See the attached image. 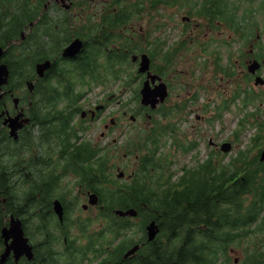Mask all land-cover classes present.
<instances>
[{
  "label": "flooded vegetation",
  "instance_id": "flooded-vegetation-1",
  "mask_svg": "<svg viewBox=\"0 0 264 264\" xmlns=\"http://www.w3.org/2000/svg\"><path fill=\"white\" fill-rule=\"evenodd\" d=\"M64 1L65 3L69 4L68 7L64 5L62 0H54L50 3L54 21L52 22V37H49L48 35V40L52 43L53 47L51 48V51L53 53H51L49 56L53 57L44 58L38 61L43 62L46 59L51 60L50 67L47 68L43 73V76L39 77L37 80L41 81V89L54 83L53 80L49 79L50 77H54L57 80V86L60 89H63L62 87L64 83L58 80L61 76H63L64 73L61 70V65L55 59L54 52L57 50L55 48L56 42H59V45L61 47L59 53H61L63 48L75 38H79L83 42L81 50L76 56L72 58L60 57V61L64 62H73L82 58L90 59L91 56L96 57V59L100 61H105L108 57L115 54L110 51V48L103 46L101 42L107 39L106 35L109 32V26H115L121 23V20L117 19V17H119L118 9L116 10L118 5H114L111 12H109L108 9L110 8V3L112 0H104V2L100 6L90 3L89 6L93 9L90 13H88V11L85 10V7L82 4L86 0H83L82 3L80 2V0ZM87 1L93 2L94 0ZM246 1L247 4L245 8L241 13H238L239 17H237L236 7L228 0H143L142 3L138 5L141 10L144 9L145 2L148 3L149 10H159L167 6H173L175 9H181L183 5L191 2L192 8L190 9L189 7H187L188 14L182 15V18H186L185 22L190 23L189 19L193 18L191 15L195 13L198 17H202L203 15L205 16V19H197L194 22L195 27H198L201 23L200 21H203L208 30L211 29L213 30V32H217L220 30L223 24L233 25V33H239V28L243 31V33H241L240 35L235 36V38L241 40V43L237 48L238 54H241L244 43L247 47L245 53H243V55L240 57L238 64L236 63L235 59L232 58V55H229V63L224 65L220 60L219 53L216 48H211L209 51L210 56L206 57L202 54V52H199V49H202V46H200L199 48L195 47L194 50H192L191 48L188 50V45L182 43L183 39L180 40V44L166 46L167 41H164V35L160 32L161 25L157 27V30L159 32L158 35H155V33L153 32L156 27H154L153 30H151L150 28V31H148V33L147 31L143 32L144 41L142 39V46L139 47L135 53H132L137 55L140 53V51L148 50L151 59V63L149 66L151 73L148 76L149 80H151V76H154L153 80L150 81V87L153 88L160 81L169 83L166 78L165 72V70L169 66L164 64L159 59L161 53L160 49H163L168 57H170L174 53L176 58H180L183 60L187 56V51H189L191 55L194 56L191 64L199 67L201 72L206 71L209 68L213 70L212 82H216L222 79L226 81L232 79L234 93H231L230 95L228 94L227 97L225 96V98H232L233 102L236 100L237 94L241 95V101L243 103L246 102L247 96L239 92H241V90L244 92L246 90H255L254 83L257 77L258 81H260L257 83V86L261 89H264V0ZM233 2L236 3V0H233ZM228 5L230 6L226 7ZM109 17H111V19H109ZM236 18H241L238 23L236 22ZM149 20L151 21V18H149ZM47 25V22L43 23L40 30V33L42 35L50 33L49 31L45 30V27ZM156 25L159 24L157 23ZM120 32L124 33V35H129L130 32L134 34L135 29L132 28V30H130L129 28L125 27ZM183 33L185 34V39L189 37L191 30L184 29ZM21 34L23 35V31H21ZM66 34H70L71 36L67 42ZM212 40L213 39H211V41ZM215 42L216 40L212 41V44H215ZM223 43L225 44L226 42L223 41ZM90 44L94 46V52H91V49L89 47ZM207 44L208 43L205 42L203 43V46H206ZM96 50H98V52ZM195 50L197 51V53L193 52ZM226 53L229 54V51L227 50ZM8 54L9 53H7V55ZM136 63L137 61H135L133 65H136ZM98 65L100 66V72H102L103 69H105L104 66L99 63ZM238 66H240L239 70L241 71L239 75L240 78H237L234 74ZM130 70H136V68L125 69L126 72ZM75 71L77 73L73 77H71L70 80H68L65 88L63 89L66 90L71 87L74 90H77V92H81L78 99L73 102H71L70 99L50 101L39 100L36 102L35 106H32L31 102L25 103L21 100H17L16 102H14V100L10 99L9 96H7V93H9V91L6 89L3 90V93L0 95V98L4 97L2 106L0 108V138L3 140V144L6 145L7 140H20V148L23 152L25 147H27V144L25 143V137H27L29 131H31L32 128H36L38 130L37 134L39 137H43L46 135L51 138L53 134L43 133V124L48 125L50 124V122L57 124L58 120L54 119L52 115H49L47 118H45L46 112H49L50 110L42 109L43 105L52 107V111L57 113L64 105L68 103L71 104L69 108L66 107L67 109L63 111L64 117H69V129L73 132L75 137H77V144H80V148L83 150H85L89 146L87 140H90L89 137L91 134H88V132L97 124H101L102 128L106 129V132H112L117 129V127L121 123H123L124 119L130 120V124L134 125L136 123V120L140 118L143 119L145 123H148V126L146 125L141 127V131L143 130L142 132H148V137L153 134V131L155 132L154 134H161L160 130H162V128H164V133H169L171 130L175 132L176 128L179 126L175 123L171 124V122L168 120L172 114H169L167 117H165L161 113H157L158 109L165 106L167 98L164 100V102H159L155 109L151 108L150 106H145L141 103L139 89L146 78V72H138L137 77L132 84L122 83L124 88L120 89L118 95L114 93L106 94L104 91L97 92V100L95 102L89 103V97L93 91L94 86L99 85L100 88H103L107 85L108 81L111 80V82H113L115 79L102 76L99 78H95L100 80L104 79L103 81L99 82L101 84H92L93 82L91 81L95 79L90 77L91 70L89 68H78L75 69ZM94 72L99 71L96 70ZM80 75H82V77ZM218 75H220V77ZM174 86L176 88H173V86H171L170 88V97L173 95V91L176 92L180 89L182 84ZM203 88L208 89L207 87L201 86V89ZM175 95L177 96L178 94L175 93ZM225 98L224 96H219V100L221 102H225ZM196 99L197 94L192 93L189 101L192 104L193 102H196ZM20 103H24V105H21ZM108 109L109 111H107ZM21 112L24 113L23 117L29 118V121L24 122L23 126L17 130V139H13L10 136L9 121L5 122L4 120L9 116H15ZM172 117L176 119L174 115H172ZM162 124L163 127L161 126ZM172 125L176 126L173 127ZM133 130L134 128H131V126H129L126 131L122 130L119 132L118 138L124 136L127 131H130L132 133ZM105 131L102 132V135L105 133ZM141 131L137 130L138 135L141 133ZM130 135L127 139L128 142L126 146L122 147V149L124 150V158L127 157V155L133 149L137 150L138 147L137 140L134 138H130ZM205 135V145L208 146V150L206 152L205 159L201 162H207L206 165L209 166V162H212V164H214V162L218 161V156L220 155V139L218 138V136H216L215 133H212V126H206ZM200 139V136L197 137V139L192 138L193 141H190L189 143L196 147L197 145H200ZM113 141L115 142L116 139H113ZM147 142L150 146H154L152 144V136L148 138ZM181 145L183 146L182 149L186 150L188 144L182 143ZM0 146L3 148L4 153L8 152V148H6L2 144ZM91 147L95 152V154L91 158H88L86 154L76 156V152H71L69 154L65 153L63 154V156H56L59 153L54 152V154L51 156V159L53 161L52 168L59 176L57 185L65 186L64 190L56 188V191H58L61 197L65 200V202H63L59 199L64 209V216L63 220L58 223L56 230L57 234L61 235V245L65 246L66 243H69L63 254L57 255V259L60 261L59 264H75V260H73L72 257L68 255L74 252L76 253V251L79 250H88L89 253H91L88 258H90V260L94 258L95 264L99 260L102 261L101 259H103V257L107 253V246L100 245L103 243V240L97 234L100 233V230L102 228L96 232V234L94 235L95 238H92V235L89 233L86 234L85 232L87 231L84 232L83 228L89 225L88 219L80 218L78 216H71L72 213L77 209L76 207H79L81 209L83 208V210L86 211L89 208L93 207L96 208L98 216L106 214L105 203L103 201L104 196L103 192L99 188V183L94 176H90L89 173H87V166L90 165L92 159L95 157L94 159L96 161V159L102 155L100 152L101 149L94 146L92 142ZM73 155L75 156L72 157ZM58 158L66 160L68 164L59 162V160H57ZM135 159L136 161L134 164L130 160L126 161L123 168L124 172L120 171L122 177L113 179L111 176H108L106 178L109 181V186L115 188V190H118V197L121 200L134 199L140 201L142 200V198H144V196H141L142 191L139 190L140 185H134L136 179L135 172L140 168L142 164V160L137 154L135 155ZM61 164H63L62 167L60 166ZM56 167H59V169H57ZM200 167L201 163L194 165L192 168H190L192 169V171L185 175L187 166L181 165V171L183 172L182 175L185 176V178L183 179L185 185L183 187L181 196L179 197L184 205V218L182 219L181 231L182 233H185L187 235L194 234V237L197 235V241H193V239L188 238L184 239L182 237V244L184 247H192L197 251L216 252L214 254V257L217 260V257H219V249L224 251L225 249L231 248V245L229 242H226L222 239V233L220 231L224 230L226 224L220 226L219 219L221 213L215 208L213 203L220 200L218 186L214 187L213 189L207 186V193H203L204 187H202V185L204 184V182L202 179L200 180L198 178V175L195 174V172L198 173L197 169L199 170ZM116 168L118 169V171L120 170L118 166ZM125 171H127V173H125ZM210 172L211 171L209 170L208 173ZM159 173V171H155L153 174L146 172L144 175H142V177H144L145 179L147 177H151V181H149V183L146 182V184H148L147 188L144 189L146 194L148 191H150L153 196H155V194L157 197L160 196L161 191L156 190L153 182H166L165 178H167L168 175H159ZM68 175L73 176V179L71 181L64 182L63 179ZM194 176H196L195 179ZM108 192V195H113V191L108 190ZM228 199H230V197H222V200ZM92 200L95 201L94 204L91 203ZM206 204H211V207H207L205 209ZM262 216L263 213H260L251 222H248L247 230L250 233H252L253 230H258L259 225L260 228H264V219L262 218ZM246 219H250V217H246ZM101 222L102 224H105L106 220L102 219ZM72 227L74 228L73 230ZM81 235L82 237L86 238L87 242L83 244V248L78 249L73 245H75L74 243L79 240V237ZM190 240H192L193 243L190 242ZM236 258L237 256L234 257L235 260L233 264H236ZM259 260L261 264H264L263 259L259 258ZM159 264L168 263L166 261H163Z\"/></svg>",
  "mask_w": 264,
  "mask_h": 264
},
{
  "label": "rangeland",
  "instance_id": "rangeland-1",
  "mask_svg": "<svg viewBox=\"0 0 264 264\" xmlns=\"http://www.w3.org/2000/svg\"><path fill=\"white\" fill-rule=\"evenodd\" d=\"M83 0H80L82 3ZM135 0H124V3L131 4ZM178 1V0H173ZM230 3L234 4L237 10V17L238 13H241L243 9L245 8L247 1L246 0H236V3L233 2V0H228ZM104 0H94L93 2H88L87 0L84 1L82 4L85 7V10L88 11V13L91 12L93 9L89 6V4L98 5L100 6ZM240 2V3H239ZM50 5V3H49ZM68 7V3H66ZM187 5V6H186ZM183 5L181 9H175L173 6H167L163 7L162 9H151L148 8V3L145 2L144 9H136V10H129L131 13L130 19L128 22V26L135 29V33L138 35H141V38L144 41V36H142L144 31H150L156 27V29L153 31L155 35H158L159 32L157 30V27L161 25L160 32L164 35V40H166V46L174 45V44H180V40H182L183 44L188 45V50L191 48L192 50L196 48H199L202 46V49H199V52H202V54L206 57L210 56V49L216 48L220 60L224 65L229 63V55H232V58L235 59L236 63L238 64L240 57L245 53L247 50L246 44L244 43L243 48L241 50V54H238L237 48L241 43L240 39H236L235 36L240 35L243 33L242 30H239V33H233V25L228 26V24H223L219 31L213 32V30H208L206 26L204 25L203 21H200V25L198 27H195V21L197 19H205V16L202 17L196 16L195 13H193L191 16L193 18L189 19L190 23L185 22L186 18H182V15L188 14V8H192L191 2L188 4ZM230 5L226 6L229 7ZM119 7H123V5L119 4V6L116 8V10ZM48 10V8H47ZM112 10V8H110ZM115 10V11H116ZM162 11V12H161ZM41 13V12H40ZM40 13L38 17L40 16ZM153 13V15H152ZM50 14H52V11H50ZM151 18V21L149 20ZM241 18H237L236 22L238 23ZM164 21V22H163ZM36 23V22H35ZM159 25H156V24ZM156 25V26H155ZM241 27V25H240ZM184 29L191 30V33L189 34V37L185 38V34L183 33ZM30 29L26 27L23 30V34L27 35L29 34ZM138 38V36H136ZM192 39V40H190ZM212 41H215V44H212ZM223 41L226 43L224 44ZM207 42L208 44L206 46H203V43ZM230 44V45H226ZM211 46V47H210ZM210 47V48H209ZM209 48V50H208ZM229 51V54L226 53V51ZM187 56L185 59L180 58H172L170 60L171 65L169 66V70L166 73V78L169 83L172 84L173 88H176L174 85L176 84H182L179 90L176 92L173 91V95L170 97V99H167L165 106L161 108V110H164L167 114H172L176 117L174 119L171 115V117L168 119L171 124L175 123L179 126L176 128L175 135L172 133H165L164 136L158 137L159 144H158V150L155 152V168L157 165H162L163 170L165 173L170 176V180L168 183L162 182V188L160 187V182H153L154 187L157 191H162L166 189V187L169 184L175 183L178 181L179 177L183 174L181 171V165H186L187 169L192 168L194 165H197L198 163H202L201 161L205 159L206 152L208 150V146L205 145V139H206V126H212V133H215L219 139L226 138L228 141H233V146L231 147V151L226 153V157L220 158V161L226 166L228 163V159H234L235 167L240 164L239 158L243 155L240 153L241 150H246L252 143V136L253 133V126L252 122H250L249 126H245L244 128L239 126V123L241 119L243 120L245 116H242L243 113H245V110L242 111V108L240 105H229L228 108L219 100V96H225L234 93L232 79L230 80H218L216 82H212V69L209 68L206 71L201 72L200 68L197 66H194L191 64L192 59L194 56L191 55L189 51H187ZM194 53H197V51H193ZM213 56V54H212ZM136 66L134 65V69ZM240 66L237 67V70H235L234 74L237 78H240ZM121 77H125L127 75L126 71H122L120 73ZM220 77V75H218ZM243 79V76H242ZM121 80H117L114 82L108 81L107 85L103 88H100L99 85L93 87V91L89 97V103L95 102L97 100V92L104 91L106 94L114 93L118 95L121 88H124L122 84H120ZM201 86L207 87L208 89H201ZM244 88V87H243ZM219 89V90H218ZM255 92L257 94L261 93L264 94V89L259 88L258 86H255ZM175 93L178 95L176 96ZM192 93L197 94L196 102L189 101L190 96ZM242 93V90L241 92ZM15 95L19 96V101L24 98L28 99V93L25 86H22L18 88V90L15 92ZM177 99L179 102H173V100ZM226 99V98H225ZM247 102L253 101L250 93H247ZM31 99H29L28 102H30ZM21 105H24V103H20ZM260 105L257 104L256 107L251 106L258 110L260 112ZM109 111V109L107 110ZM221 115V116H220ZM220 116V118L216 119V117ZM204 117V118H203ZM264 117L261 115L257 118L260 120ZM251 119V118H250ZM249 119V120H250ZM131 121L124 119L123 123H121L117 129H115L112 132H106V129H103L101 124H97L94 126L93 129H91L88 134H91L88 142H92L94 146L100 148L101 152V158H106V164L108 167L109 176H111L113 179H118L119 177H122V175L117 174L118 169L116 168L118 166L119 169L124 168L125 163L127 160H130L133 164L135 163V154H128L127 157H123V149L122 147L126 146L127 139L129 138H136V139H142L145 136V132L141 131L142 126H148V123H145L143 119H137L136 123L134 125L130 124ZM129 126L131 128H134L132 133L130 131H127L124 136L121 138H118L119 132L124 130L126 131ZM163 127V124L161 125ZM175 127L176 125H172ZM164 128H162L163 130ZM137 130H140L141 133L138 135ZM210 130V129H209ZM105 131V133L102 135V132ZM238 131V134H237ZM38 130L36 128L31 129V133L33 137L27 136L25 137V143L28 145L25 147L24 151L22 152L24 156H28L29 153L31 155H41L39 157V161L41 163L47 164V170L48 172H51L52 169V159L50 154L43 148L38 134ZM122 134V132H121ZM138 135V136H137ZM201 137L200 139V145H197L196 147L190 149L189 151H184L181 148V144H188V141H193L192 138L197 139V137ZM113 139H116L114 142ZM208 139V136H207ZM54 140V139H53ZM55 142H52L54 144ZM9 145L13 146L14 141L9 140ZM44 145H49L48 139H45ZM170 146V147H169ZM27 148V149H26ZM32 149L31 152L28 153L27 150ZM144 153V150H140V155ZM253 154L252 151H248V156L250 157ZM236 159V161H235ZM248 159V158H247ZM59 162L68 164L66 160L58 158ZM249 160V159H248ZM55 162V161H54ZM61 167L63 164L60 165ZM114 166V167H112ZM114 168V169H113ZM129 170V168H128ZM127 173V171H125ZM135 178H137L138 182H148L151 181V177L149 179H145L141 176V168L136 170L135 172ZM151 173V170L149 171ZM23 175L24 179H26L25 171H20L18 176ZM73 179V176L68 175L66 176L63 181H71ZM155 179V178H154ZM153 179V180H154ZM42 178H39L35 180L36 182H30L32 185H38L40 184V181ZM108 186L109 183H103L102 189L103 194L108 196ZM29 186L25 184L22 186L19 190L14 186L13 191L16 192L18 198L19 195H25L26 191L28 190ZM115 188L111 187L110 190L114 191ZM35 193H38L35 191ZM158 193V192H157ZM40 194V193H39ZM59 194L58 192H55V195ZM41 195V194H40ZM54 198V197H53ZM165 199V198H164ZM108 201V199H107ZM169 203H173L174 201H168ZM4 203V202H2ZM83 203V202H82ZM142 207H144V204H141ZM77 209L75 212L72 213L71 216H78L80 218H87L89 225L84 228V232L86 234H91L92 238H95V234L97 231H99L103 226L106 224H102V219L98 216L96 208H89L87 211L83 210V208L76 207ZM218 209L222 212L226 211V204H219ZM140 210V209H139ZM108 211H105L107 214ZM115 212V211H111ZM113 214V213H111ZM114 216V214H113ZM31 222L28 223L29 229L32 232V235H29L32 243L36 244L39 242H43L41 239L40 232L38 231V224L39 221L34 215H31ZM55 219H60L57 216H53ZM124 218H118L119 222ZM133 219V220H132ZM140 218H137V215H134L133 218L129 219V226L131 229L128 230L129 235H132L131 238L134 241H137L138 244L141 242H138L139 239H142L144 234L143 231H141V228L138 227V224L141 225V222H138ZM154 219V218H153ZM156 220V219H154ZM162 222L166 225L176 224L175 219H162ZM147 227V225L145 226ZM144 227V228H145ZM142 228V229H144ZM74 228L72 227V230ZM180 235L179 239L177 240V244L180 245V241L182 240V237L184 239H193V241H197V235L194 237L193 235H187L185 233H182L181 226H178ZM239 231V230H238ZM161 232L164 234L168 233L165 229V227L161 226ZM172 232V231H170ZM169 232V233H170ZM182 234V237H181ZM168 235V234H167ZM77 236V235H76ZM241 237L236 238L235 241L231 242V248L227 249L223 255H219L217 257V260L215 259L212 261L213 263L218 264L219 262L222 263L223 258L225 259V264H233L234 257L236 258V264H246L245 262L249 261L251 257L254 259V254L258 252H263L260 249L263 247L261 245L264 242V231L252 234L248 237H243L242 235H239ZM98 237V236H97ZM78 238V237H77ZM91 238V239H92ZM163 238V237H162ZM174 235L171 236V242L174 244L176 239ZM199 238V236H198ZM118 239H114L112 241H117ZM162 243L159 246V249L164 251L167 255V249L169 248V244H167L166 240H161ZM87 242L86 238L82 237V235L79 237V240L74 243L76 248L81 249L84 247L83 244ZM109 242V241H108ZM192 242V240H190ZM107 242L102 243L100 245H106ZM193 243V242H192ZM108 245L112 246V243H109ZM176 246L178 248L179 246ZM261 245V246H260ZM154 246V244H153ZM188 246V245H186ZM140 247V246H139ZM138 247V248H139ZM62 248V246H61ZM258 251V252H257ZM148 253H150V250H148ZM91 253H88V256H90ZM256 255V254H255ZM185 259L187 257V253L184 252ZM229 259V261H228ZM102 261L96 262V264H101L106 261V259H101ZM228 261V262H227ZM178 263V262H176ZM83 264H91L88 260H85ZM95 264V263H92Z\"/></svg>",
  "mask_w": 264,
  "mask_h": 264
},
{
  "label": "trees",
  "instance_id": "trees-1",
  "mask_svg": "<svg viewBox=\"0 0 264 264\" xmlns=\"http://www.w3.org/2000/svg\"><path fill=\"white\" fill-rule=\"evenodd\" d=\"M1 3H3V6L1 7H11L12 10L9 12L3 13L0 10V28L3 27V19H5L6 14H8V19L11 21H16L17 25H12L10 27L11 36L12 35H18V29L23 27L24 24H27L28 21L30 22L36 17L37 11L39 9L38 4L40 5V2L38 0H21L20 2H17V0H6L7 3H4L2 0H0ZM33 2V3H32ZM128 18V15L123 12V15L121 17L122 21H125L124 18ZM121 42V44H126V39H122L120 35H113L107 38L105 41H103L102 45L106 47H110L115 42ZM1 43V41H0ZM98 52V50H96ZM118 51V53H117ZM112 52L115 53L113 58L109 59V62L113 60H119L121 57L126 56L125 53H122V50H116L115 48L112 49ZM34 60V58H33ZM14 63L20 64L21 60L19 58H16L13 60ZM95 61L94 59L90 60V64L92 65L93 70L90 73V77L95 79L102 76L109 77V75H114V71L109 70L111 66H108L106 69H103L102 72H100V66L97 64V69L99 72H94L95 70ZM12 64V61H11ZM83 64V62H82ZM21 65L14 66L15 68L20 67ZM71 72H74L72 69H70ZM20 75V74H19ZM82 77V75H80ZM20 77H16L15 74H12V81H9V83H13L15 86H18L20 83ZM28 78V77H25ZM104 80V79H103ZM100 79H95L92 84L98 83L103 81ZM90 82V83H91ZM88 88V87H87ZM55 90H57L55 88ZM74 89L70 88L69 90L64 91H58L57 95L59 97L66 96V98H71L73 94ZM79 95V93H76L75 96ZM74 100V99H72ZM252 117V126L255 127L254 132V138L257 136H264V118L260 120L257 119L259 117V113L256 112V109H253L250 113ZM258 116V117H257ZM253 117H255L253 119ZM58 118L60 122H63V126L67 124V120L62 118V114L58 115ZM248 121V122H251ZM68 138V135H66V139ZM76 150V156L78 155H85L88 158H91L92 153L94 154V151L89 152V148L87 147L85 150L81 149L80 147H77ZM73 155L72 157H74ZM59 169V167H56ZM99 170L100 168H95L92 165L87 166V173L89 175H93L95 170ZM199 170L198 175H203L209 170L210 167H203ZM101 178H97V181L100 185L101 180L106 179V172L107 170L100 169ZM16 171V167L14 169H9L4 166L0 171V253L2 251L3 247V240L1 237V229L6 223L7 215L10 213H13L16 216H20L22 218L24 228L26 231V234L29 235L30 233L27 232V228H29V225L27 223V220L31 218V215H33L34 212H38L40 210V215H36L37 220L39 221L38 224V231L40 232L41 237H43L45 234V242H39L34 244L35 249L39 250V253L36 252L34 261H31L33 264H37V261L41 264H59L60 261L57 259L58 257L54 255L53 253V247L57 241L55 235L52 233L55 228V221L53 218V213L51 210V198L55 195L56 188L58 187L57 181L59 179V176L55 173V170L52 168L51 172H48L47 169L43 166V164L40 162L38 165L34 168V170L31 172L32 177L29 179H24L22 186L27 184L29 186L28 190L26 191V194L23 195L25 199L19 195L21 199L18 198L15 191H13L14 187H11V182L14 179V175ZM238 168L236 172H238ZM197 173V172H196ZM161 175H164L163 173H159ZM221 175H223V172H220ZM227 174V173H225ZM224 176V175H223ZM12 177V178H11ZM42 178L40 181V184L37 186L34 184L32 185L30 182H36L35 180ZM13 184V183H12ZM14 185V184H13ZM146 183L140 184L139 190L142 191L141 196L142 203H144V207L142 205L139 207V214L141 216V223L145 222L148 219H156L162 227H166L167 229H170L172 232H168L167 235V244H169V248L167 249V255L164 251L159 249L160 244L162 243L161 239L158 237L151 243L145 244L144 247H142L141 250L132 258L127 261L118 262L117 264H159L160 262L166 261L168 264H175L176 262L180 264H213L212 260L214 261L216 258L214 257V254L216 252L213 251H196L193 248L189 247L185 249L183 245H179L178 248L176 246L171 245V236L172 234H179L178 226L181 224L182 220V213H181V204L178 202H174L172 204H168L167 201L160 199L159 197L153 196V194L148 191L147 194L144 189L147 188ZM61 190H64L63 187L60 188ZM248 189L252 191V194L250 196L253 197V202H251L253 206L255 204H259L260 202L264 201V177L261 175V173L258 172L257 168H250L248 170H245V172L242 174V176L238 177L235 181V196L239 197L241 195L249 193ZM110 190V189H108ZM37 191L38 193H35ZM102 191V189H101ZM41 195H40V194ZM109 193V192H108ZM223 192H220V195L222 196ZM224 194L228 195V192H225ZM57 195V194H56ZM175 195L177 197V192L175 191ZM40 196V198H39ZM60 198L61 195L58 194ZM105 200L108 198L103 195ZM119 193L118 190H114L113 196L108 201V209L107 214L99 215L101 219H105V226L102 227L99 233V237L104 241L108 242L114 239H117L120 236H126V233L128 231L129 226V219L131 218H125L122 219L120 222L117 220V217L113 216L111 214V209L113 208H121L125 209L127 207L135 206L134 203L130 199H124L119 200L118 198ZM171 197V196H170ZM118 198V200H117ZM2 199H5V202L2 203ZM178 200V199H177ZM229 205V204H228ZM235 209H229L226 205V211L225 212H237L241 213L245 211L248 207L241 202H234L233 204ZM246 211H253L252 209H248ZM222 212V211H221ZM162 219H175L176 224L171 225V227L168 225L165 226V224L162 222ZM133 220V219H132ZM240 217H235V222L239 221ZM86 233V232H85ZM229 236L231 238L234 237L231 233ZM226 234L222 236L223 240H226ZM141 240V239H140ZM139 240V241H140ZM154 244V246H153ZM39 245H42L44 248L43 250H40L38 248ZM148 245V246H146ZM148 250H151L150 253H148ZM184 252L187 253V257L185 259ZM218 253H223L221 249H219ZM121 259V258H119ZM252 264H256V260L253 259ZM259 263L261 264L260 260ZM0 264H14L13 260L11 258H8L5 260L4 263ZM18 264H30V262L26 261L25 259H21Z\"/></svg>",
  "mask_w": 264,
  "mask_h": 264
},
{
  "label": "water",
  "instance_id": "water-1",
  "mask_svg": "<svg viewBox=\"0 0 264 264\" xmlns=\"http://www.w3.org/2000/svg\"><path fill=\"white\" fill-rule=\"evenodd\" d=\"M78 49H79V42L75 40L64 50L63 55L72 56L78 51ZM142 60L145 61L146 64L140 67L141 71L147 69V65H148L147 63L148 59L146 58V56H142ZM41 66H42L41 71L38 70V72H40L39 75L42 74L43 69L46 68L47 62L45 64H42ZM0 75L1 76L6 75V71L3 67L0 70ZM0 83H5V78L0 80ZM162 87L159 84L157 88H155L154 90H151L146 82L143 88L141 89L142 102L144 104H149V103L154 102V100H156V99H153L154 95L159 96L161 99H163L165 95V91L163 90ZM151 105L152 107L154 106L153 103ZM21 126H22V122L16 123L14 127L13 125H11L10 133L16 136L15 130L20 128ZM228 148H229V145H226L225 147H223L224 150H228ZM91 203L94 204L95 201L92 200ZM53 209L58 214L59 218L61 219L62 214H63V209L59 201L57 200L54 201ZM115 213L121 216L136 215V211L132 209H129L126 211L117 209L115 210ZM9 218H10L9 226H4L1 230V237L4 241L5 247H4L3 252L0 255V262H3L10 254H12L15 263H17L19 258L23 256L26 257L27 259H31L33 257L32 246L28 242V237H26L24 234L22 221L19 218H15L13 214H10ZM156 232H157L156 225L153 221H151L147 225V239L152 240Z\"/></svg>",
  "mask_w": 264,
  "mask_h": 264
}]
</instances>
